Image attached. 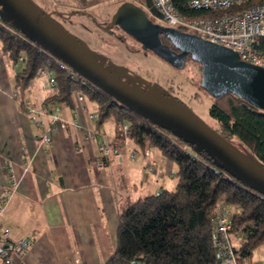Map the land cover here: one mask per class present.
Masks as SVG:
<instances>
[{
  "label": "trees",
  "instance_id": "obj_1",
  "mask_svg": "<svg viewBox=\"0 0 264 264\" xmlns=\"http://www.w3.org/2000/svg\"><path fill=\"white\" fill-rule=\"evenodd\" d=\"M260 1L249 0L246 5ZM187 2L173 0L179 12L189 17L223 12L193 9ZM162 39L168 42L164 36ZM38 46L40 43L26 30L0 16L2 54L12 64L23 56L22 68L15 74V84L22 91L35 79L37 68L45 65L53 71L55 88L45 100L73 106L76 93H82L95 104L97 125L113 118L121 132L127 124L128 137L140 146L149 138L175 166L172 189L138 196L120 211L117 246L103 264H217L213 224L220 198L236 208L230 232L242 236L239 258L244 260L263 242L264 193L228 170L223 160L207 148L128 108L90 80L82 83L71 79L51 53ZM189 62L201 69V64L188 55L184 66ZM211 98L208 113L216 123L211 128L228 142L237 138L247 149V153H242L264 166V109L231 92Z\"/></svg>",
  "mask_w": 264,
  "mask_h": 264
},
{
  "label": "crops",
  "instance_id": "obj_2",
  "mask_svg": "<svg viewBox=\"0 0 264 264\" xmlns=\"http://www.w3.org/2000/svg\"><path fill=\"white\" fill-rule=\"evenodd\" d=\"M5 58L0 47V60ZM17 70L0 64V194L8 179L5 161L11 162L18 178L0 213V233L7 228L12 238H31L25 264H103L117 246L120 211L136 197L165 188L161 183L167 184L166 180H160L174 175V163L154 147L156 169L150 171L141 153L143 145L130 137L124 142L111 118L114 126L105 132L109 154L98 165V141L86 140L85 127L107 131L104 124L110 118L97 125L96 118L80 109L77 93L73 106L56 100L69 122L55 129L49 145L42 144V128L28 120L24 100L30 95L39 102L55 88L35 77L39 89L33 90L30 84L22 91L15 84ZM43 86L50 92L44 94ZM86 104L89 112L95 111L92 103L87 100ZM74 118L80 127L71 122ZM45 119L50 122V115ZM132 151H136L133 157ZM138 190L142 195L134 197Z\"/></svg>",
  "mask_w": 264,
  "mask_h": 264
},
{
  "label": "water",
  "instance_id": "obj_3",
  "mask_svg": "<svg viewBox=\"0 0 264 264\" xmlns=\"http://www.w3.org/2000/svg\"><path fill=\"white\" fill-rule=\"evenodd\" d=\"M144 3L161 17L152 0H144ZM0 5L16 25L98 87L151 121L172 128L207 148L223 160L228 170L264 193V166L235 148L193 112L175 101L147 95L140 87L112 75L63 33L60 24L49 23L29 0H0ZM110 24L117 25L138 41L142 49L150 50L176 68L184 66L188 55L199 62L200 86L212 97L231 92L264 109V66L242 60L232 48L153 21L143 5L130 0L119 4L111 15ZM162 36L168 42H164Z\"/></svg>",
  "mask_w": 264,
  "mask_h": 264
},
{
  "label": "built area",
  "instance_id": "obj_4",
  "mask_svg": "<svg viewBox=\"0 0 264 264\" xmlns=\"http://www.w3.org/2000/svg\"><path fill=\"white\" fill-rule=\"evenodd\" d=\"M249 0H188V6L193 9L213 10L223 12L208 17H189L179 12L173 0H152V4L161 12V17L156 16L146 8L148 15H155L159 22L166 26H172L181 30L194 33L212 42L222 44L237 51L242 60L264 66V0L249 4ZM158 22V21H157ZM39 49H45L42 45ZM47 50V49H46ZM51 53V52H50ZM56 64L63 69L71 79L84 83L89 79L77 71L73 66L60 57L50 54ZM23 56L20 55L17 61L12 64L7 58L1 59L0 64L9 69L15 66L22 68ZM36 78L44 85H53V71L45 65L37 68ZM30 91L28 90V94ZM82 93H77L82 112L88 113L90 118L95 119L96 113L89 112ZM25 113L29 121L36 123L42 128L39 136L40 142L49 145L51 134L57 127H65L69 120L61 115V105L55 99L37 101L30 95L24 100ZM49 114L50 122L45 117ZM75 126L81 125L74 118L71 121ZM86 140H97L98 150L101 157L96 160L98 165L105 162L109 154L110 142L108 134L96 128L85 127ZM21 131V130H20ZM124 142L129 134L127 124L122 126ZM183 146V145H182ZM184 149L185 146H183ZM154 146L149 138L143 143L142 155L145 165L150 171L156 169V161L152 158ZM187 150V149H186ZM132 151L130 156H135ZM4 168L8 172L7 184L2 188L0 194V213L12 197L18 185V178L9 160L4 162ZM216 171V170H215ZM235 206L228 204L223 198L217 200L215 218L213 224V239L216 246L218 259L217 264H245L239 258L241 234H236V244L233 245L230 231L232 229V216L235 213ZM32 245L29 236L24 235L17 238L10 236V231L5 228L0 233V264H25V256ZM246 264H263L261 262H249Z\"/></svg>",
  "mask_w": 264,
  "mask_h": 264
},
{
  "label": "rangeland",
  "instance_id": "obj_5",
  "mask_svg": "<svg viewBox=\"0 0 264 264\" xmlns=\"http://www.w3.org/2000/svg\"><path fill=\"white\" fill-rule=\"evenodd\" d=\"M29 1L37 7L40 14L49 23L52 25L60 24L63 33L74 40L80 49L89 54L112 75L135 87H140L147 95H154L170 102L175 101L180 107L187 108L208 125L216 126L215 120L208 113L212 98L200 86L198 65L189 62L181 68H176L153 52L142 49L141 44L130 37L129 34L118 26L110 24L111 15L119 4L125 0ZM130 1L137 4L144 3V0ZM84 5L87 6L82 9ZM0 16L14 23L13 19L4 12L1 5ZM150 18L159 22L155 15H151ZM105 24L110 25L111 30L102 28ZM31 87L33 90L39 89L35 80L31 83ZM43 88L44 94L50 92L46 89L47 87L43 86ZM93 109L97 111L94 103ZM104 125L107 131H103L109 133L114 126V122L110 118ZM230 143L239 151L247 153V149L237 138H232ZM156 150L158 149L156 148ZM147 174L150 182H153L154 178L149 173ZM163 180H166L165 183L167 184H162V182V188L172 189L175 186L176 177L174 175L160 181ZM168 183L170 184L168 185ZM134 195L136 197L142 194L138 190ZM230 236L233 245H235V234L230 232ZM249 262L264 264V240L244 257L243 263Z\"/></svg>",
  "mask_w": 264,
  "mask_h": 264
},
{
  "label": "flooded vegetation",
  "instance_id": "obj_6",
  "mask_svg": "<svg viewBox=\"0 0 264 264\" xmlns=\"http://www.w3.org/2000/svg\"><path fill=\"white\" fill-rule=\"evenodd\" d=\"M141 5H143V4H141ZM99 25V24H98ZM106 25L107 24H105L104 25V27H102V28H104V29H108V30H111L109 27H110V25H107V27H106ZM100 26H102V25H100ZM113 26H117V25H113ZM130 37H132L131 35H129ZM133 38V37H132ZM134 39V38H133ZM138 42V41H137Z\"/></svg>",
  "mask_w": 264,
  "mask_h": 264
}]
</instances>
